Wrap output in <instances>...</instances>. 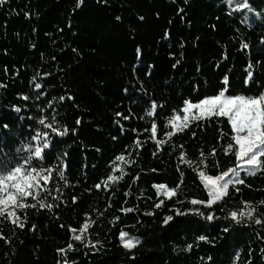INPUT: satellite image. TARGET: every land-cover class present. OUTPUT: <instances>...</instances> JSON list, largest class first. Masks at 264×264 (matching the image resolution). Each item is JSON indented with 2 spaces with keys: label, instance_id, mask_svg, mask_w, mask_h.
Wrapping results in <instances>:
<instances>
[{
  "label": "trees",
  "instance_id": "1",
  "mask_svg": "<svg viewBox=\"0 0 264 264\" xmlns=\"http://www.w3.org/2000/svg\"><path fill=\"white\" fill-rule=\"evenodd\" d=\"M250 3L264 15V0ZM75 6L76 0H5L0 4V123H10L13 137L10 147L3 150L17 151L31 131L29 126L39 127L35 120L28 119L39 114L38 104L49 116L53 114L49 109L56 108L62 124L78 129L77 135L70 133L55 148L57 155L70 153L66 160L72 185L65 188L59 177L52 182L53 195L59 188L67 204L55 201L59 207L51 211L37 207L20 212L22 217L27 216L24 229L7 221L0 223L11 241L6 244L0 239V264H64L65 255L57 249L70 242L73 234L69 226L78 229L86 220L92 221L88 238L101 244L97 251L72 241L77 248L67 252L72 264H205L202 258L207 256L212 257L207 264H232L237 249L241 251L238 264H264V228L260 225H240L231 235L211 232L213 246L195 241L205 233L200 225L206 222L194 216L177 217L180 222L169 228L161 220L170 214L171 204L166 201L160 208L153 207L154 201L163 199L152 187L154 183L175 187L182 181L180 199L206 198L192 170L201 158L200 151L208 154L211 148L218 149L215 158L208 157L206 171L211 175L239 163L221 150L229 136L218 141L219 129L225 134L231 132L226 118L200 126L194 123L190 130L168 139L160 151L148 139L150 133L144 132L152 119L145 112L151 100L165 106L157 117L162 134L166 130L164 116L179 108L184 98L195 99L194 89L201 96L215 94L225 73L232 80L228 94H251L243 80L247 64L264 62L260 50L264 27L256 22L249 28L240 14H229L231 6L224 0H84L81 8ZM249 16L254 19L253 13ZM165 31L169 33L167 38ZM240 41L249 43L250 48L242 49ZM137 47L141 49L139 59ZM177 60L180 63L173 68ZM149 64L153 67L148 68ZM252 71L257 81L252 85L255 91L264 85V68L255 65ZM35 83H41L42 88L36 89ZM41 91L44 96L37 100ZM18 93L30 99L23 101ZM62 95L73 99L61 102ZM13 104L21 106L20 114L10 111ZM117 111L122 115L116 116ZM123 115L130 119L125 121ZM20 116L25 118L21 120ZM140 116L145 119H138ZM77 118L82 121L80 125L75 123ZM132 128L138 132L133 133ZM113 136L117 137L115 141ZM134 137H139L142 148L133 143ZM182 150L187 160L196 162L191 167L180 162ZM122 151L136 163L122 164L125 174L117 170L114 174L120 179L108 182V190L86 192L106 178L114 164L122 163H109ZM213 159L219 161V169ZM243 173L245 183L236 186L240 191L230 186L227 208L239 210L242 201H251L260 216L264 206L256 202L264 199V172L255 176ZM134 176L139 179L133 181ZM77 179L79 184L75 183ZM73 195L79 197L75 205ZM47 199L53 202L51 197ZM182 207L191 205L185 202ZM122 208L133 211L124 212ZM33 223L36 227L31 229ZM122 229L142 241L132 251L121 244ZM187 244L193 247L185 252Z\"/></svg>",
  "mask_w": 264,
  "mask_h": 264
},
{
  "label": "snow or ice",
  "instance_id": "2",
  "mask_svg": "<svg viewBox=\"0 0 264 264\" xmlns=\"http://www.w3.org/2000/svg\"><path fill=\"white\" fill-rule=\"evenodd\" d=\"M5 3V0H0V4ZM187 3V0H185ZM224 3L231 6L230 15L240 14L242 16V23L246 24L249 28L253 27V24L259 22L264 27V15L256 12L251 6L250 0H224ZM84 4V0H76V8H81ZM75 10V9H74ZM182 11V10H180ZM253 13V17L249 16V13ZM28 13H25L27 16ZM182 18V17H181ZM117 19H120L117 17ZM143 19V17H141ZM168 31H165L164 37L167 38ZM240 47L242 49H249L250 44L244 41H240ZM261 52L264 53V37H262ZM75 51V49H74ZM137 58L141 57V49H136ZM171 55V53H170ZM222 59H226V56L222 54ZM180 63L179 60L172 65L176 68ZM255 65H260L264 68V62L256 60L255 64L249 63L246 66V76L243 80V84L248 86L247 91L251 94L237 93L228 94L232 88V80L229 73H225L221 78V86L218 88L215 94H204L201 96L198 90L196 92V98L191 97L184 98L179 108L171 110L169 115L164 116L166 130H163L162 134L159 129V117L164 105H158L155 100L150 101V107L145 110L146 116L152 118L150 120L149 127L144 129L145 133H150L148 139L152 140L155 144L156 150L160 151L166 141L174 137L177 133H183L185 130H190V126L194 123L197 126L204 124L205 122L212 120H219L220 118H226L228 125L230 126V134H225L222 129H219L220 135L218 141H222L225 135L229 136V140L226 144L221 145L223 155H232L235 157L239 164L227 167L222 171H217L215 175L209 174L206 169L208 168V157L215 158L218 155V149L213 147L208 154L200 151V160L198 163L187 160L186 153L182 150L179 153V160L183 164H187L189 167L193 163H196V167L192 170L197 173L200 184L203 185V189L206 191V198L200 199L196 197H187L180 199L179 189L182 187V181L178 182L175 187H169L165 183H154L152 187L156 190L158 196H162L163 199L154 201L153 207L160 208L164 206L167 201L171 204L169 209L170 214L165 215L162 220V225H167L169 228L175 227L180 221L177 217L194 216L200 221L206 222L201 224V228H205V233L195 237L196 242H204L210 245H215V238L211 236V232L219 230L222 233L229 235L235 233L240 225L251 226L252 223L260 225L264 228V213L260 216L256 215L258 209L253 206L251 201H242L243 207L239 210L228 209L227 204L228 196L230 195V186L235 189L236 192L240 191L237 185L245 183L244 178L241 175V165L244 168V176H255L258 172H264V85L261 88L252 91V85L255 84L256 78L252 71ZM148 68H152L151 64L147 65ZM147 74V73H146ZM40 75V73H37ZM44 76L50 75L44 73ZM36 77H32L35 80ZM31 83V81H30ZM36 89H41V83H35ZM127 91V89H125ZM18 96L23 101H28L30 97L24 93H18ZM41 96H44V92L41 91L37 95V100ZM72 100L71 96H60L61 102L65 100ZM48 105H52V101H47ZM27 108V106H25ZM39 108V114L36 116H29L28 119L35 120L39 127L30 125L29 135L17 146L18 150L13 152H6L3 150L5 147H10L9 141L13 137L10 132V123H0V223L7 221L13 225L18 226L21 229L25 228L24 221L27 220V216L19 215L20 212L26 211L29 208L35 209L37 207L51 211L54 208L59 207L55 201H60L62 204H67L66 200L61 199L59 194V188L56 189L57 194L53 195L52 182L56 177H59L63 182L65 188L72 185V181L69 179L68 174V162L66 157L70 155L68 152L57 155L55 148L58 144L63 143L64 137L70 133L72 135L78 134L77 128L69 129L66 124H62L59 117V112L56 108H50L53 114L48 115L44 107L39 104L36 105ZM10 111L15 114H20L22 108L18 104L11 105ZM116 116H121L122 113L117 111ZM21 120L25 117L20 116ZM123 119L126 121L130 119L129 115H123ZM138 119H145L144 116L138 117ZM75 123L80 125L82 123L80 118H77ZM119 124V121H116ZM121 133H124V129H120ZM133 133L138 132L137 128H132ZM196 133L192 132V136L195 137ZM117 137L113 136L112 140H116ZM133 143L142 148L139 137H134ZM183 149V145H179ZM127 148V145L125 146ZM99 151V149H97ZM126 155L128 158L126 159ZM155 155V153H154ZM114 161L122 162L121 164H114L112 171L102 178L100 181L94 183L91 187L86 188L85 191L91 193L93 189L97 191L108 190V182L115 183L120 176L114 173L118 170L121 175L125 174V169L122 164L133 165L136 163L131 158L130 154L121 152L117 154L110 164ZM214 166L219 169V161L213 159ZM203 166V167H201ZM151 171L155 172L156 169ZM179 171V170H178ZM138 176L133 177V181H137ZM76 184L80 181L77 179ZM127 195V192L125 193ZM47 197H51L52 203L48 202ZM29 200L33 203H29ZM79 200V197L73 195L72 203L75 205ZM175 201V203H173ZM187 202L191 207L183 208L184 203ZM258 205L264 206V199L256 202ZM180 205V206H177ZM223 205V206H222ZM219 210V215L217 214ZM124 212H132L133 209L122 208ZM88 216V213H84ZM147 215H153L152 212H148ZM119 219V217H114ZM92 221L86 220L78 229L69 226V231L73 234L70 237V242L66 244L64 248H59L57 251L65 255L64 264H72L67 259L68 251H77L76 245L72 242H79L81 247L99 250L97 245L101 244L100 240H91L88 238V227ZM111 223V221L109 222ZM36 225L33 223L31 229H34ZM63 227V225H61ZM29 229V230H31ZM79 233V234H77ZM0 239H3L6 244H10V240L3 234L0 229ZM119 239L125 250L132 251L142 241L139 237H129V234L123 229L119 232ZM198 247V243L196 244ZM192 244H187L184 247V251L188 252L192 249ZM264 253V249H262ZM241 256V251L237 249L235 255L232 258V264H238V260ZM134 258V256H133ZM207 262L212 260L211 256L202 258ZM57 264H60L58 261Z\"/></svg>",
  "mask_w": 264,
  "mask_h": 264
},
{
  "label": "rangeland",
  "instance_id": "3",
  "mask_svg": "<svg viewBox=\"0 0 264 264\" xmlns=\"http://www.w3.org/2000/svg\"><path fill=\"white\" fill-rule=\"evenodd\" d=\"M239 163H241V162H239ZM239 163H238V164H239ZM240 171H244V168H243L242 165H241ZM121 244H122V243H121Z\"/></svg>",
  "mask_w": 264,
  "mask_h": 264
}]
</instances>
